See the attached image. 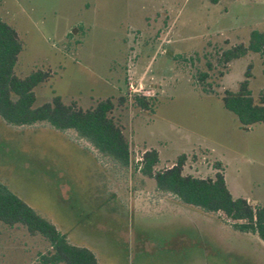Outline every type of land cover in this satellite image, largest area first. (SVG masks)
<instances>
[{"label":"rangeland","instance_id":"374dc122","mask_svg":"<svg viewBox=\"0 0 264 264\" xmlns=\"http://www.w3.org/2000/svg\"><path fill=\"white\" fill-rule=\"evenodd\" d=\"M0 18L22 41L15 74L51 73L33 106L53 95L82 109L111 98L129 145L120 166L73 130L0 117V183L101 264H264L257 234L181 203L139 171L147 149L158 151L155 170L184 153V174L221 170L233 197L264 206V123L243 128L221 100L248 64L252 96L264 94L261 56L218 60L263 29L264 0H0ZM129 83L141 85L148 109ZM48 249L42 236L0 225V264H40Z\"/></svg>","mask_w":264,"mask_h":264},{"label":"trees","instance_id":"16d2710c","mask_svg":"<svg viewBox=\"0 0 264 264\" xmlns=\"http://www.w3.org/2000/svg\"><path fill=\"white\" fill-rule=\"evenodd\" d=\"M22 48L16 30L0 18V117L12 125L46 122L56 130H73L100 154L120 166H127L129 145L122 128L111 115L115 107L112 99H101L93 107L82 109L75 101L66 104L59 95H53L50 101L33 106L34 88L46 82L51 73L36 68L25 76L16 75L14 67ZM248 52L261 56L264 75V27L251 30L247 43L240 42L222 50L218 60L225 67L231 60ZM250 69L248 64L236 91L224 90L221 95L224 108L237 117L243 128L264 123V94L260 93L258 98L252 96L248 87ZM205 77V72L199 75L200 80ZM125 100L121 96L118 103L122 105ZM150 100L142 95L133 96L134 103L143 109L149 108ZM185 160L186 155L182 153L171 166L155 170L159 156L158 151L151 148L142 153L139 171L154 180L157 190L174 195L183 204L220 214L232 228L255 233L264 243V206L253 205L243 197H233L221 170L205 178L184 174ZM1 224L20 225L30 235H40L48 241L49 249L39 255L40 264H101L91 249L70 243L51 221L38 214L3 183H0Z\"/></svg>","mask_w":264,"mask_h":264},{"label":"built area","instance_id":"2783aa9c","mask_svg":"<svg viewBox=\"0 0 264 264\" xmlns=\"http://www.w3.org/2000/svg\"><path fill=\"white\" fill-rule=\"evenodd\" d=\"M129 90L135 92V95L136 94L140 95L141 94L140 92L142 91V87L140 84H139V86L135 87L132 83H129ZM142 96H144V95H142ZM140 160H141V158H140Z\"/></svg>","mask_w":264,"mask_h":264}]
</instances>
